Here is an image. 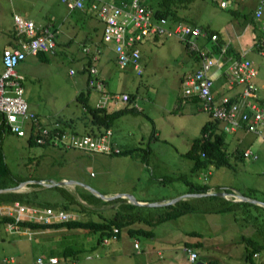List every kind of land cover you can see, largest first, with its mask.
Returning <instances> with one entry per match:
<instances>
[{
	"label": "rangeland",
	"instance_id": "rangeland-1",
	"mask_svg": "<svg viewBox=\"0 0 264 264\" xmlns=\"http://www.w3.org/2000/svg\"><path fill=\"white\" fill-rule=\"evenodd\" d=\"M232 4L221 8L211 0H189L178 2L175 11L178 18L209 27L220 32L223 38L227 37L223 28H227L234 46L236 33L232 25L238 27L235 19H242V15L234 14ZM249 11L247 8V16ZM13 13L37 23H53L58 29L54 53L48 54L44 60L26 55L15 65L25 64L21 83L28 107L45 118L49 125H52L49 119L60 118L72 122L76 133L84 134L93 129L95 125L90 114L74 95L86 87L87 72L82 69L86 55L81 45L89 40L95 41L92 38L99 36V28H92L98 22L95 15L78 8L68 10L60 0H0V48L14 29ZM252 35L250 28H242L239 34L242 47L251 46ZM153 36L148 35L140 42L139 74L130 68H119L111 44L107 42L102 44L103 49L94 61L97 75L105 79L104 90L132 93L134 98L129 105L134 103L137 108L114 119L108 128L112 143L121 147L139 145L148 150L144 151L146 158H141L143 153L139 151L110 155L71 147L66 149L61 143L28 144L25 136L7 132L0 140V148L8 168L15 176H30L28 179L36 184L24 183L17 190L35 187L37 198L44 201L64 200L71 194L88 207L71 202L66 209L68 217L82 220H99V213L108 215L121 199L134 203L121 193L144 202L186 195L184 178L207 182L213 187L207 191H213L215 187L221 191L228 189L229 192L222 193L225 198H230L233 193L236 196L233 198L238 199L243 192L256 202L245 201L232 211L185 212L153 224L151 236L130 237L121 233L118 237L104 236L106 240L103 237L97 242V232L84 228L61 225L34 233L31 227L20 229L15 226L23 234L8 232L0 225V264H4L2 256L8 258L10 255L13 261L10 260L9 264H188L183 250L187 246H182L184 241H199L200 248L195 249L197 257L201 253L204 260L210 257L217 264H264V248L257 251L251 261L245 258L248 244L242 238L250 235L261 241L264 237V124L261 125V135L241 132L242 129L224 133L229 164H207L191 170V160L183 152L192 137L199 134L200 126L209 115L195 100L182 95L179 84L182 76L195 69L196 63L194 57L185 51L182 41L171 36ZM245 55L252 57L257 65L254 81L257 95L264 101V56L258 54L257 57L254 51H247ZM234 82L230 81L227 95L231 94ZM88 88V104L95 105L100 92ZM124 103L107 99L106 110ZM62 128L68 131L66 126ZM247 145L256 157L237 158L236 151ZM60 178L74 179L75 183L53 188L35 182ZM90 193L101 200L91 205L93 200L87 199ZM100 193L118 199L106 203L103 201L109 198L99 196ZM80 194L86 199H81ZM6 205H1L4 210ZM142 206L140 211L143 213L147 207ZM158 210L160 207L154 212ZM191 230L199 234L187 233ZM27 235H31L30 239ZM134 239L137 248L133 247ZM67 246L73 248L74 253L63 254ZM204 264L210 263L204 261Z\"/></svg>",
	"mask_w": 264,
	"mask_h": 264
},
{
	"label": "built area",
	"instance_id": "built-area-1",
	"mask_svg": "<svg viewBox=\"0 0 264 264\" xmlns=\"http://www.w3.org/2000/svg\"><path fill=\"white\" fill-rule=\"evenodd\" d=\"M68 10L75 8L86 9L95 15L102 23L101 40L81 45L83 53L95 60L102 50L103 43H110L114 59L119 68H130L136 74L140 73V42L148 35L171 36L186 44L187 49L194 51L198 58V66L190 74L180 80L182 95L195 94L200 107L211 118L222 123L228 131L242 129L260 134L264 124V103L255 97L256 84L252 82L255 67L248 58L237 57L226 66L228 83L234 80L241 84L235 98L231 95L220 94L215 96L212 91L210 69L218 61L224 59L226 47L222 44L217 52L211 51L206 44H198V39L215 42L217 33L209 31L197 24L182 21H171L165 16L156 15L153 9L142 4L139 0H121L116 3L106 0H60ZM219 7H228L229 0H211ZM264 0H257L253 17L261 32L253 43V47L264 56V18L261 10ZM14 29L17 36L15 45H6L1 49L0 66V112L8 129L16 135L30 134L36 142L61 143L65 147L81 149L88 152L111 153L118 152L119 147L112 143L110 132L106 129L99 135H88L59 129L58 122L51 126L42 125L37 115L30 109L23 96V86L14 67L27 54L38 51L53 53L55 50V28L49 23H37L34 20L12 14ZM86 71L90 74L87 84L99 91L96 106H106L107 99L122 102L128 101L127 92H106L104 81L97 77V67L87 65ZM72 72V69H69ZM244 157L255 158L256 154L249 146L241 149ZM224 192V191H223ZM224 196V195H223ZM233 193L230 198L239 200ZM5 214L13 217L7 221L8 230H16L17 221L26 219L43 223L69 219L66 209L51 206H34L20 202H12L4 207ZM70 216V215H69ZM115 230V228H113ZM106 240V238H103ZM136 246V242H133ZM189 262L195 261L196 251L185 247ZM4 262L9 261L3 258Z\"/></svg>",
	"mask_w": 264,
	"mask_h": 264
},
{
	"label": "trees",
	"instance_id": "trees-1",
	"mask_svg": "<svg viewBox=\"0 0 264 264\" xmlns=\"http://www.w3.org/2000/svg\"><path fill=\"white\" fill-rule=\"evenodd\" d=\"M106 1H113L118 3L121 0H106ZM139 1L142 4L152 8L153 12L156 15L165 16L167 18L170 17V18L178 19V16L175 11L176 4L181 1L188 2L189 0H139ZM82 10L90 12L89 10L86 9H82ZM97 21H98L97 24H93V30L99 28V30L102 31V23L98 19ZM204 28L207 29L206 27ZM155 36L157 35H154L153 37ZM89 41L94 42L92 40ZM96 42H99V38ZM204 44L210 47L211 51L217 52L219 50V47L222 45V40L219 39V36H217L215 42L205 40ZM183 47L187 53H189L194 58H196L195 52L188 50L185 43ZM48 54L50 53L43 51H38L35 53V55L39 59H43V60L47 58ZM85 55H86V62L82 67L83 70L86 69L87 65L90 64L95 65L94 61L96 60V59L93 60L88 54ZM89 75L90 74L87 72L85 79V83H86L85 89L78 90L75 93L74 98L77 101H79L83 109L88 111V113L90 114V120L92 121V124L95 125L93 129L90 128V130L85 131L86 133L84 134L99 135L112 125L115 118L119 117L125 112L134 111L137 108L135 107L134 103H132V105H129L134 98V95L132 93H128V101L126 103H124L120 107L113 108L111 110H106L107 109L106 106H96V105L88 104V92H89L88 87L90 86L87 84V78L89 77ZM97 77H99L101 80L104 81V78L98 75ZM58 119H59V123L61 124V128L59 127V129H63L62 127L66 126L68 128V131L78 132L75 129L72 122L60 118ZM7 132H11V131L8 129V126L4 123L2 113L0 112V140L3 134ZM26 141L28 144H38V145L49 144L47 142H36L35 140L32 139L30 134H27ZM118 147H119V151L111 152L110 155H124L139 151L143 153L140 154V157L146 158L147 154L145 152L148 151V150L146 151L145 148L139 145H129V146L124 145L122 147L121 146ZM67 148L68 147H66V149ZM226 153H227L226 149L224 148V130H222L220 127L217 126L216 120L212 119L202 123L199 129V134L192 137L189 146L183 152V155H185L187 158L191 160V166H190L191 170H197L205 167L207 164H213V165L229 164ZM84 155L86 156L88 154H84ZM236 157L239 159L244 158L241 154V150L236 151ZM28 178H30V176L20 177V176H15L11 173L10 169L7 166V163L4 160L0 148V188L15 185L19 181ZM184 182L187 184V188L185 189V192L195 193L196 195H190L185 198H179L174 200L173 202H169L161 205H144L145 207H147V211H144L143 213L140 211L143 209L142 205L136 203H129L128 201L126 202L125 199H121V198H120L121 199L120 202H116L117 200L115 199L118 198L115 199L111 198L109 200H104L103 202L106 203L116 202L115 205L112 206V211L108 215H104L98 212L100 214L99 220H94V219L82 220L76 218H69L68 220L43 223L34 220L22 219L17 221L16 223L19 224V226L21 227L27 226L35 229H42L46 227H57L61 225H64L67 228H74V227L84 228L97 232V239H96L97 242L101 240V238H103L104 236L118 237L121 233H124L130 237H135L138 235L151 236L153 235V227H152L153 224L159 221H163L165 219H170L171 217L179 216L180 214H183L185 212H223L228 210L232 211L235 210V208L244 205L245 201L250 202L249 200H242V199L232 200L231 198H225L223 195H217L214 192L221 190L220 188L217 187H215L214 190L211 191L210 193H205V191H207L210 187L207 184V182L199 183L192 180H188L187 178H184ZM28 184L32 186L36 185L33 182L31 183L28 182ZM51 187L60 188L61 186L51 185ZM223 190L229 192L228 189H223ZM58 191H61L63 193L62 190H58ZM240 193L242 195H246L243 192ZM80 197L81 199H86L82 194H80ZM87 199L93 200L90 202L92 203L91 205H95V203H97L94 201L101 200L100 198H97L91 193L90 195L87 196ZM15 201L27 205H34L39 207L51 206L53 208H62V209H67L68 207H70L71 202L79 204L84 208L88 207V206H84V204L81 201L74 199L71 194L65 197L64 200H60V201L40 200L37 198L35 187L31 189L19 190V191L18 190L0 191V203H5V202L11 203ZM103 202H99V203H103ZM157 207H160V210L154 212V210ZM3 220L13 221V217L1 216L0 222ZM113 228H115V230ZM187 233L199 234L197 231H193V230ZM242 238L244 241L246 239V242L248 244V247L245 246V250L246 249L247 250L244 252V256L246 259L248 260L250 259L251 261L253 259L252 258L253 255L257 251L264 248V240H263L264 237L262 238L261 241L260 239H256L255 237L250 235H246ZM184 245H187L190 248H196L199 247L201 243L199 241H185ZM62 253L71 254L74 253V249L71 248L70 246H67L63 249ZM198 258H202V256L199 255ZM206 263L217 264V262L211 260V258L206 259Z\"/></svg>",
	"mask_w": 264,
	"mask_h": 264
},
{
	"label": "crops",
	"instance_id": "crops-1",
	"mask_svg": "<svg viewBox=\"0 0 264 264\" xmlns=\"http://www.w3.org/2000/svg\"><path fill=\"white\" fill-rule=\"evenodd\" d=\"M230 2H232L233 4H232V6H233V9H231L233 12H234V14H236V15H242V19H235L236 20V24H238V27H236L235 26V24L234 25H232V27H233V29H234V31H235V36L236 37H234L235 38V40H236V43L234 44V46L231 44V42H230V37H229V33H228V30H227V28H223V30L226 32V35H227V37L224 39L223 37H222V35H221V33L220 32H218V31H215V30H213V29H210L209 27H206L210 32L211 31H213V32H216L217 33V35L219 36V39H221L222 40V44L226 47V50H225V53H224V59L223 60H220L219 59V61H218V65H214L211 69H210V76H211V78H212V91H213V93H214V95L215 96H219L220 94H226V91H228L229 90V87H230V84L228 83V80H229V78H228V75H227V68H226V66L229 64V62L231 61V60H233L234 58H237V57H242V58H248L251 62H252V64H253V66L255 67V71L258 69L257 68V65L256 64H254V59L252 58V57H246V55H245V53L248 51H254V52H256V54H257V57H258V54L260 55V56H262L258 51H256L255 50V48L253 47V43H254V41L257 39V37L258 36H260V34H261V32H260V30H259V28H258V26H257V21L254 19V17H253V10L255 9V7H256V4H257V0H229L228 1V7L230 6ZM217 5V4H216ZM218 6V5H217ZM222 8V7H221ZM247 8H249V15L247 16L246 15V9ZM171 21H182V22H186V23H189V24H195V23H193V22H191V21H186V20H184V19H182V18H178V19H176V18H170V17H168ZM264 18V6L262 7V10H261V18L260 19H263ZM244 19H246L247 21H244ZM37 22V21H36ZM38 23H40V22H38ZM49 24H51L52 25V27L53 28H55L54 30H55V35H56V33H57V31H58V29L56 28V26L53 24V23H49ZM200 26V25H199ZM92 28H93V25H92ZM242 28L243 29H247V28H250V31H251V33H253V35H252V44H251V46H243L242 47V44L240 43V39H239V34L242 32ZM100 31V30H99ZM100 33H101V31H100ZM100 33H99V36L98 37H96V38H92V39H94V40H98V38H99V41L101 40L100 39ZM87 35V34H86ZM85 35V36H86ZM86 38V37H85ZM56 39V38H55ZM88 39V38H87ZM16 40H17V36H16V33H15V29H12V31H10V33L8 34V36L6 37V39H5V42L3 43V45L1 46V48H0V66H1V49H2V47L3 46H6V45H15V42H16ZM55 42H56V40H55ZM57 43V42H56ZM101 44H104L103 42H100ZM204 43V41L203 40H200V39H198V44H203ZM207 46V45H206ZM240 47H242V49H239ZM102 49H103V46H102ZM27 55H35V54H27ZM113 55H114V53H113ZM36 56V55H35ZM24 58H26V57H24ZM23 58V59H24ZM22 59V60H23ZM194 60H195V69L197 68V66H198V58L196 57V58H193ZM21 61V60H20ZM19 61V62H20ZM19 62L17 63V64H19ZM194 69V70H195ZM14 70H15V72H16V74L19 76V78H20V81H21V77H22V74L23 73H25V64H22L21 66H17V67H14ZM193 70V71H194ZM191 72H192V70H191ZM190 72V73H191ZM214 72V73H213ZM189 73V74H190ZM212 73H213V75H212ZM256 74L257 73H255V75L252 77V82L254 83V84H256L255 83V81H254V78H255V76H256ZM182 77H184V76H182ZM182 77H180V78H182ZM180 78H179V80H180ZM219 78H221V80L219 79ZM105 80V79H104ZM179 86H180V84H179ZM256 86H257V84H256ZM240 88H241V84L240 83H238V82H234V86H233V89H232V91H231V97H233V98H235L236 96H237V94H238V92H239V90H240ZM256 90H257V88H256ZM255 90V97L257 98V100L258 101H260V102H262V103H264V101L263 100H261L259 97H258V95H257V91ZM123 92V91H122ZM127 93H129V92H127ZM182 93V92H181ZM184 96V95H183ZM186 97H188L189 99H191V100H195L196 101V103L198 104V106H199V108L201 109V107H200V102H199V99L197 98V96L195 95V94H190V95H188V96H186ZM98 99V98H97ZM96 102H97V100H96ZM28 104V103H27ZM135 105V104H134ZM28 109H30V110H32L36 115H37V117H38V119L40 120V122H41V124L42 125H47V126H51V125H49L48 123H47V121H45V118H43V117H40V116H38V113L35 111V110H33V109H31L30 107H28ZM41 118H42V120H41ZM47 119H49V118H47ZM58 118H56V120H54V119H49V121L51 122V123H53L54 121H56V122H58L59 123V120H57ZM213 118H211L210 116H209V119H207V120H212ZM207 120H205V121H207ZM213 120H215V119H213ZM204 121V122H205ZM216 123H217V126L218 127H220L222 130H224V133L225 132H227L228 130H225L224 128H223V125H222V123L220 122V121H218V120H216ZM229 132H231V131H229ZM241 132H246V131H241ZM247 133H253V132H249V131H247ZM253 134H257V135H261V132H260V134H258V133H253ZM22 136H27V134H24V135H22ZM225 139V138H224ZM248 146V145H247ZM244 147H246V146H244ZM243 147H241L240 148V150L242 149ZM28 183V182H27ZM213 189V187H209V189ZM22 190H24V189H22ZM25 190H27V189H25ZM19 191V190H18ZM123 194V193H122ZM109 199H111V198H109ZM166 199V198H165ZM169 199V198H168ZM2 204H7V205H10L11 203H9V202H5V203H0V218H1V216H6V214H5V210L2 208ZM6 205V206H7ZM10 217V216H9ZM6 221H10V220H5V221H1L0 222V225H2V227H3V229L4 230H6L5 229V226H4V223L6 222ZM39 222V221H38ZM48 223V222H47ZM17 227H19L20 229L21 228H28L29 229V227H27V226H19V224H17ZM34 230V233H37V230L38 231H44V229H35V228H33ZM32 230V229H31ZM6 231H8V232H16V233H18V232H21V230H6ZM21 233H23V232H21ZM23 234H25V233H23ZM33 234V233H32ZM31 234V235H32ZM31 235L30 236H28L27 235V238H29L30 239V237H31ZM134 241L136 242V246H134L133 245V247H135V248H137L138 247V243H137V241L134 239ZM133 241V242H134ZM185 242V241H184ZM184 242L182 243L183 245L182 246H185L184 245ZM187 246V245H186ZM189 248V247H188ZM197 249L198 248H200V246L199 247H196ZM196 248H191L192 250H194V251H196L195 249ZM184 251H185V249H183ZM158 252V251H157ZM185 253H186V251H185ZM201 254V253H200ZM200 254H198V256L200 255ZM63 256V255H62ZM3 258H5V256H2ZM1 257V258H2ZM3 258L1 259V261L4 263V264H9L10 262H12L13 261V257L10 255V257H8V258H6V259H8L9 261H7V262H4L3 261ZM210 258V257H209ZM208 258V259H209ZM186 261L188 260L187 259V254H186ZM196 259H201L203 262L205 261L206 262V259L204 260V259H202V258H198V257H196ZM195 259V260H196ZM10 260H12V261H10ZM57 261H58V259H57ZM56 261V262H57ZM188 262V264H189V261H187ZM194 262V261H193ZM190 263H192V262H190Z\"/></svg>",
	"mask_w": 264,
	"mask_h": 264
},
{
	"label": "water",
	"instance_id": "water-1",
	"mask_svg": "<svg viewBox=\"0 0 264 264\" xmlns=\"http://www.w3.org/2000/svg\"><path fill=\"white\" fill-rule=\"evenodd\" d=\"M27 182H31L29 179H26V180H21L19 181L18 183H16L15 185H12V186H9V187H4V188H0V191H7V190H13V191H17V189L24 183H27ZM35 182H39L43 185H46V186H51V185H62V184H68V183H75L74 179H67V178H60L58 180H52V179H49V180H44V179H40V180H35ZM86 186V185H85ZM89 187V186H87ZM89 189L93 192H95L94 189H92L91 187H89ZM211 191H205V193H210ZM214 193H216L217 195H223V191L219 190V191H215ZM198 194V193H197ZM99 196L107 199V198H112L113 196L112 195H106V194H98ZM187 195H196L195 193H187L186 195H182V196H175L173 198H169V199H165V200H155V201H150V202H144V201H139V200H136L134 198H132L129 194H122L121 193V196L124 197V196H128L129 199L136 203V204H139V205H158V204H165V203H169V202H173L174 200L176 199H179V198H183ZM240 198L242 200H252L254 202H256V200L254 199H250L248 198L247 196L245 195H242L240 194ZM264 204V203H263ZM191 264H204V262L201 260V259H196L194 262H192Z\"/></svg>",
	"mask_w": 264,
	"mask_h": 264
},
{
	"label": "bare ground",
	"instance_id": "bare-ground-1",
	"mask_svg": "<svg viewBox=\"0 0 264 264\" xmlns=\"http://www.w3.org/2000/svg\"><path fill=\"white\" fill-rule=\"evenodd\" d=\"M70 186H72V185H70ZM24 188V187H23Z\"/></svg>",
	"mask_w": 264,
	"mask_h": 264
}]
</instances>
